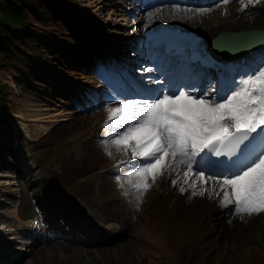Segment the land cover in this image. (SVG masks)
Instances as JSON below:
<instances>
[{
  "label": "bare ground",
  "instance_id": "1",
  "mask_svg": "<svg viewBox=\"0 0 264 264\" xmlns=\"http://www.w3.org/2000/svg\"><path fill=\"white\" fill-rule=\"evenodd\" d=\"M106 1L110 0H61L56 2L57 8L54 9L49 8L46 2L35 1L30 5L31 12H27L32 24L36 26L39 36L42 35L41 39L48 37L51 42L55 43V47L63 52L66 50L65 54H61L60 59L66 61L67 58L75 60L76 63L80 61V64L88 66V70L82 71L84 72L83 76L87 79L85 81L89 82L86 84L88 87L82 88L81 85H76L74 89H79L82 93L89 91L92 101L95 100L98 107L89 115L82 116H79L80 113L74 114L73 111H69V115L63 116L65 119L59 123H56L55 119L47 117L46 114H39L44 111L42 108H37L33 112L34 114H26L29 118L24 131L27 132L28 127L29 134L35 140L27 141V156L35 165L34 168L44 171V175L49 174L50 163L53 159L58 161L61 171L68 170L74 178L82 175L81 170H84V174L95 168L104 169L116 159L123 158V149L118 151L116 146L111 145V142H109V148L112 155H106L102 140L95 142L94 136L97 135V132L106 130L104 121L108 114L107 109L118 106L120 102H126L123 100L124 94L122 95V92L119 91V87L129 77L127 72L117 65L119 60L125 62L124 41L128 40L126 44L130 47L134 57L133 65L146 62L149 65L155 63L151 56L146 58L143 54L146 52L148 41L142 30L150 18L153 19L154 26L161 22L178 23L186 31L198 33L203 42L221 29H264V8L255 6L243 11L241 8L231 11L229 10L230 6L227 5L231 3V0L227 4L224 3L227 7L219 10L215 6H203L209 0H181L178 2L172 0L171 3H167L168 0H120L119 8L110 10V12L106 11L105 19H109L112 24L125 26L124 34H127L128 38L125 37L123 42L114 43L117 51L111 50L108 55L112 62L110 67L106 61L101 64L97 62L95 53H90L82 35L83 30H93L100 37L108 38L103 25L99 24L102 21L101 14L104 13L103 8ZM237 5L239 3L235 6ZM183 9L195 12L188 16L187 11H183ZM199 9H209V11L200 14L197 11ZM149 13L152 15L150 16ZM116 14L123 15L125 22L121 23ZM65 20H71L75 24L67 30L64 27ZM140 42L143 43L142 47H138ZM95 44L102 48L100 40H95ZM47 48L53 52L50 46ZM180 49H184V46L181 45ZM185 52L187 53L186 50ZM76 57L78 59H75ZM252 57L256 64L252 65L250 69L256 68L258 61L264 63V46L256 48L252 52ZM227 66L225 65V68ZM59 70L65 71L61 68ZM185 70L195 81L192 65L188 62H185ZM211 75L212 72L206 69L204 85L208 84ZM104 92H107V101L105 98H98ZM25 96L28 97V94ZM112 97L113 99H111ZM84 101L88 102V99L83 98L74 103ZM33 105L39 106L37 102L31 104L32 107ZM71 105L74 104L71 103ZM38 123L46 124L45 132H42L44 135L32 131L33 125L36 126ZM15 135L16 132L9 133L8 131L0 135V147L4 149L10 147L12 137ZM16 141L18 145H22L18 138ZM99 145L102 146L101 149ZM128 153H130L132 162L137 165L138 161L132 159L130 150ZM9 155L11 164V151H9ZM17 158L18 155L14 154V159L17 160ZM17 162L19 163V161ZM10 164L3 161L0 167ZM25 169L24 165L20 163L14 167L11 165L10 171L22 174ZM185 170L179 168L171 177L159 178L155 185L144 193L143 198L139 201V207H137V195L127 191L129 186L123 188L118 186L115 177H97L86 182V186L78 194H73L76 192L75 188L83 183V176L79 178L80 181L75 182L63 181L50 176V184L47 189L50 191L56 187L68 198L72 199L75 195L84 202L90 211L84 215L90 221V226L81 220L77 209L71 203L51 202L47 204L44 202L45 218L48 219L50 232L40 230L41 220L37 212L29 207V215L17 222L19 226L15 224L14 229L8 228L9 231L3 224L13 226V223L6 221L0 214V225H2L0 234H5V231L12 233L11 241L18 240L22 234H27L30 237L27 243L28 251L32 256L29 264H35L34 259L36 255L39 256L38 253L44 255L47 251H51V256L55 254L54 259L58 257L62 261H67V259L72 260L78 257L77 259H82L85 264L86 257L95 254V251L100 252L102 249L110 251L113 247L124 259L129 256L133 257L132 253L135 251L141 256H150L152 263L166 258L169 259V263L180 264L185 248H190V253H192L193 248L197 245L200 246L199 254L203 261L213 255L219 264L264 262V228L256 236L246 235V231L243 229L245 219L246 222H254L256 217L264 220V213L254 216V219L248 217L247 214L233 212L234 206L222 208L219 204L222 193L219 197L213 198L192 196L191 188L180 193L178 191L180 185L173 187L171 179L179 178L180 184H182ZM15 176L18 178L17 175ZM124 176L126 173L121 175L122 179ZM132 179L135 181V178ZM148 182L151 183L150 178ZM13 184L14 182L9 186H13ZM45 184L46 177H42L40 188ZM184 186L187 188V185ZM199 186L197 185V187ZM126 191L128 195H124ZM217 191H219L218 188ZM56 215L64 220L63 224L55 219ZM133 216H135L134 220H132ZM96 217H99L100 220L97 221ZM64 224L68 225L67 229ZM255 225L257 226V223ZM99 227H104L105 230L99 233ZM109 230L113 232L112 235L108 234ZM234 231L239 235L236 236ZM53 236H63L68 241L52 240ZM89 239L105 240L108 242V246L92 250L81 245L82 242ZM7 241L0 237V264H13L16 261L15 253L9 247L11 241Z\"/></svg>",
  "mask_w": 264,
  "mask_h": 264
},
{
  "label": "snow or ice",
  "instance_id": "2",
  "mask_svg": "<svg viewBox=\"0 0 264 264\" xmlns=\"http://www.w3.org/2000/svg\"><path fill=\"white\" fill-rule=\"evenodd\" d=\"M222 2L227 4L229 0ZM255 2L240 0L241 11ZM197 11L203 14L209 9ZM262 69L264 63L250 69V74L238 84L233 82L231 94L219 99V87L209 91L194 84L177 85L159 66L140 69L164 79L142 77L147 81L142 88L148 98L127 100L108 108L104 121L106 138L102 140L106 155H112L111 142L125 154L130 150L132 159L138 161L134 170L123 177L137 190V207L159 178L171 177L177 169L184 168L182 184L179 178L171 179L173 187L180 185V193L188 188L192 189V196L213 198L222 193V208L234 206L235 213L249 216L264 213ZM153 84L159 87H151ZM125 163L126 160L119 161L114 167L119 169ZM115 179L123 188L121 175Z\"/></svg>",
  "mask_w": 264,
  "mask_h": 264
},
{
  "label": "rangeland",
  "instance_id": "3",
  "mask_svg": "<svg viewBox=\"0 0 264 264\" xmlns=\"http://www.w3.org/2000/svg\"><path fill=\"white\" fill-rule=\"evenodd\" d=\"M35 1H41L46 2L49 5V8H57V3L61 0H31L30 5ZM217 0H214L213 3H215ZM257 1H264V0H257ZM17 2H22V0H17ZM247 2V0H246ZM238 0H231L229 5V10L234 11L235 5L238 4ZM25 4V3H24ZM121 4L120 0H110L106 1V4H104V13H102V21L99 22V24H102L105 33L108 36V38L103 37L105 39V42L107 45L112 44L114 45L115 42H123L122 40L127 37V34L125 35L126 27L123 25L118 24H112L109 22V19H105V16L107 14L106 11L114 10L119 8V5ZM218 4V3H217ZM211 6H215L217 10L222 9L224 7H227L225 4H212ZM210 6V7H211ZM206 7V6H205ZM102 9V10H103ZM142 10V9H141ZM27 12L30 11V6L25 7L24 13L27 15ZM195 11H187V15L191 16L192 13ZM117 15V14H116ZM118 20L121 23L125 22V17L123 15H117ZM94 17V15H93ZM104 17V18H103ZM70 19V18H69ZM96 19H99L96 17ZM153 23V19L150 18L146 21L144 28L142 30L143 34L145 31V28L147 26H150ZM75 23L71 20H65L64 21V27L70 29L72 25ZM26 25L29 26V28L32 30L34 36L30 38L27 42H24L22 44H19L17 48H15L17 56L24 59L22 62H15V61H8L5 59H1L0 64V79H2L5 82H8L9 84V102H10V111L7 113V115H4L2 119H0V127L3 124V131L8 128H17L19 126L20 121L27 120L26 114H34L33 112L37 108L44 109L43 112L39 114H46L47 117L50 119H55L56 123H59V121H63L65 117L68 116L69 111H73V113H80L79 116L82 115H89V113L96 110V107L92 103V96L90 95V92L86 91V93L77 94L74 98V88L76 85L87 86L86 84L89 82H86L87 80L83 74L85 70H88V66L86 64H80V61L78 63L75 62V60H68L66 58V61H63L60 59L61 54H65L66 50L63 52L61 49L55 47V43L51 42V39L46 37L42 38V35L39 36V32L36 29V26L32 24V20L30 16L27 15V21ZM133 28V26H131ZM93 31V30H92ZM94 32V31H93ZM112 41V42H111ZM128 40L124 41V53L126 55H129L130 50L128 49V45L126 44ZM86 43L88 45V48H90V45L88 43V40L86 39ZM48 46H50L53 49V52H50L48 50ZM91 52V49H90ZM75 59H78L77 57ZM61 60V61H60ZM61 68L65 71L59 70ZM75 82V83H74ZM88 87V86H87ZM83 88V87H82ZM80 91L79 89H77ZM32 93V94H31ZM28 94V97L25 95ZM87 98L88 102L84 101L81 103L75 104L76 101H81V99ZM67 100V101H66ZM66 101V102H65ZM37 102L39 104L38 107L31 106V104H34ZM74 105H71V103ZM90 103L93 105L90 107ZM36 107V108H35ZM12 117V119L10 117ZM78 117V116H77ZM23 118V120L21 119ZM38 125V126H37ZM36 126L33 125L32 131L35 133H38L39 135H44L42 132H45V125L43 123H38ZM22 132V131H21ZM1 133V132H0ZM24 136L28 138V135L24 133ZM22 133L19 135V139L22 141L23 145L20 147L21 150H26L25 140ZM38 143V142H36ZM14 149H16V145H12ZM99 148L101 149L102 146L99 145ZM9 151H11L10 147L2 148L0 147V165L3 161L10 164V155ZM56 157V156H55ZM2 159H4L2 161ZM56 159H53L52 162H56ZM58 162V161H57ZM11 165L14 167L15 163L12 156V162ZM88 166L94 165V164H86ZM53 168V175L58 178L62 179L63 181H80V176L72 178L70 172L68 170L63 169V173L61 174V177L58 174V165L52 164ZM11 166H3L0 167V214L4 216V219L6 221H10L13 223V226L6 225L4 223L6 230L10 228V230L14 229V225L17 224L21 219L25 218L26 215H29V207H33L39 216L42 218V212L40 209L39 202H42L44 196H51L55 200H64L65 196H62L58 192H43L41 189V192L39 194V200H38V187L36 186L35 182L39 180V177L41 176V173H38L36 169H33L31 171H28L25 173L22 178H17L15 176V172L10 171ZM84 170H81L80 173L83 174ZM102 173L100 170H94L90 171L86 177L87 179H95L98 175H101ZM89 180H84L83 183H80L79 186L75 188L76 192L73 194H78L79 191L86 186V182ZM12 182H14L13 186H9ZM124 184V187L129 186L128 190L133 195H137V190L132 187L131 184L127 183L126 180L122 179L121 181ZM134 189V190H133ZM43 192V194H42ZM234 212V209H233ZM258 214H253L248 217L254 218V216H257ZM135 216L132 217V220H134ZM245 219V217H243ZM261 218H257L254 220V222H246L243 225V229L246 231V235H252L256 236V234L259 233L264 228V220H260ZM42 221V229H44L47 225L45 224L46 221L44 219ZM257 223V226L255 225ZM2 226V225H0ZM115 230V229H114ZM9 231V230H8ZM5 231V234H0L1 239H9L11 237V233ZM239 232V230H237ZM235 232V231H234ZM131 233V232H129ZM236 233V232H235ZM239 235L236 233V236ZM22 239L16 242H11L10 247L14 248L15 246H18L17 249H21V251L18 253L21 255L20 260L17 262V264H29L31 261V257L29 254L24 251V248L26 247L25 244V236L22 235ZM237 241V240H235ZM96 245V244H91ZM108 246V244L106 245ZM105 247V246H104ZM106 249V248H105ZM110 249V248H109ZM200 246L197 245L195 248H193L192 253H190V248H185L181 259L180 264H219L217 263V260L214 258L213 255H211L210 258L206 259V261H203L200 254H199ZM118 250L116 248L110 249V251H103L100 250V252L95 251V254H92L90 256L86 257L85 264H172L169 263L166 258H162V261H158L156 263L150 262L151 257L150 256H141L138 252L132 253V256L127 257V259L121 258L120 254L117 252ZM137 251V250H136ZM35 257V264H83L82 259H77L78 257L73 258L72 260L62 261L61 258H55V254H52L51 251L45 252L44 255H41L38 253ZM190 256V259H189ZM121 258V259H120ZM231 264V263H230ZM257 264H264L263 261H259Z\"/></svg>",
  "mask_w": 264,
  "mask_h": 264
},
{
  "label": "trees",
  "instance_id": "4",
  "mask_svg": "<svg viewBox=\"0 0 264 264\" xmlns=\"http://www.w3.org/2000/svg\"><path fill=\"white\" fill-rule=\"evenodd\" d=\"M26 1V0H22ZM25 7L17 0H0V63L1 59H19L13 56L12 48L8 47L10 41L17 42L29 35L26 28L27 16ZM9 87L7 82L0 79V107L2 110L10 109L8 102Z\"/></svg>",
  "mask_w": 264,
  "mask_h": 264
}]
</instances>
